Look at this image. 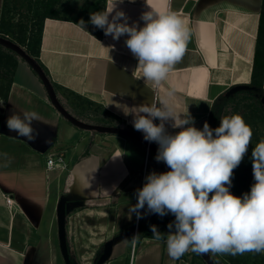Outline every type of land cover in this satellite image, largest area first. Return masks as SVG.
Returning a JSON list of instances; mask_svg holds the SVG:
<instances>
[{
  "label": "crops",
  "instance_id": "obj_1",
  "mask_svg": "<svg viewBox=\"0 0 264 264\" xmlns=\"http://www.w3.org/2000/svg\"><path fill=\"white\" fill-rule=\"evenodd\" d=\"M3 4L0 0V22ZM148 5L157 12L168 7L166 0H124L118 9L130 26L136 22L142 27L140 16L150 10ZM262 5L263 0H171V10L185 20L190 37L182 61L159 88L145 83L135 68L137 60L125 45L127 35L113 40L88 22L82 28L71 18L47 17L40 60L57 85L59 99L74 111L78 102L90 100L116 116L119 126L134 129L133 116L116 104L159 103L171 91L177 110L188 106L194 126L202 129L220 95L252 81ZM2 103L0 264H192V251L179 260L169 257L167 226L162 240L146 232L157 215L148 212L147 205L139 219L129 213L145 177L165 172L149 153L146 173L143 144L67 121L23 59ZM25 111L41 118L33 121L39 132L33 141L6 126L10 115ZM165 127L170 134L180 131L170 123ZM58 155H63L66 168L48 169L49 156ZM7 196L14 200L12 205ZM173 221L170 218L167 225Z\"/></svg>",
  "mask_w": 264,
  "mask_h": 264
},
{
  "label": "clouds",
  "instance_id": "obj_2",
  "mask_svg": "<svg viewBox=\"0 0 264 264\" xmlns=\"http://www.w3.org/2000/svg\"><path fill=\"white\" fill-rule=\"evenodd\" d=\"M123 2L108 0L103 12L91 14L90 22L113 40L127 35L125 45L137 60L135 68L145 83L159 88L185 56L190 29L171 10V0H166L168 7L163 12L148 5L150 10L140 16L142 27L136 22L129 25L126 14L118 9ZM79 25L83 28L84 21ZM173 96L169 91L159 103L153 100L131 107L116 104L126 116H133L134 129L142 132L146 141L158 144L155 159L170 169L145 177L143 187L136 192L137 203L129 208V213L135 212L139 219L140 210L147 205L150 213L161 217L174 215L166 234L167 253L173 260H179L188 251L232 256L264 254V140L252 149L255 182L250 192L235 196L230 192L232 177L252 144L251 126L241 115L234 114L221 117L215 129L207 122L198 129L188 106L185 111H178ZM40 119L35 111H25L22 116L13 113L6 126L17 136L33 141L39 132L32 124ZM155 120L160 123H154ZM166 123L180 131L170 134ZM151 230L156 240L164 239L155 225Z\"/></svg>",
  "mask_w": 264,
  "mask_h": 264
},
{
  "label": "trees",
  "instance_id": "obj_3",
  "mask_svg": "<svg viewBox=\"0 0 264 264\" xmlns=\"http://www.w3.org/2000/svg\"><path fill=\"white\" fill-rule=\"evenodd\" d=\"M61 1L62 0H4L2 8L0 22L1 35L17 42L30 55L35 57L48 76L49 74L40 60L44 22L47 17H63L59 14ZM106 2L107 0H95L89 4L85 9L89 18L94 12H103L106 7ZM71 19L78 22L81 21V19ZM83 21L91 23L90 20ZM19 60H21V57L16 52L0 45V102H4L8 99ZM52 83L55 88L58 89L53 81ZM239 86H248V88L240 89L230 96H226V92L220 95L214 101L209 117V126L215 129L220 125L221 117L239 114L244 118L245 122L251 126L253 131L252 144L249 145L248 152L240 165L234 169L230 192L235 196H242L244 193L250 192V188L255 182L252 172V149L258 142L264 140L263 135L260 133L261 126H264V104L262 102V98L264 97V0L260 14L252 81L249 84H242ZM64 106L73 115L85 122L108 126H119L120 124L117 122L116 116L110 114L106 109L90 100L78 102L76 111L70 109L66 104H64ZM2 116L3 114L0 109V124ZM149 153L150 156H155L152 151ZM170 218L175 220L174 215L171 213L163 217L158 214L155 215L149 223L146 232L154 237L151 226L155 225L157 230L163 233L162 235L165 238V230ZM142 230L143 228L139 225L138 238L143 236ZM194 255H196V257L193 256L192 264H206L200 254L194 253ZM212 257L217 264H226L218 255H212Z\"/></svg>",
  "mask_w": 264,
  "mask_h": 264
},
{
  "label": "water",
  "instance_id": "obj_4",
  "mask_svg": "<svg viewBox=\"0 0 264 264\" xmlns=\"http://www.w3.org/2000/svg\"><path fill=\"white\" fill-rule=\"evenodd\" d=\"M0 45H3L4 47L9 48L14 52H16L21 57V59H23L33 69V71L37 74V76L41 80L52 105L60 113V115L63 118H65L67 121H69L70 123L81 129L96 131L101 133L117 134L132 138L143 144L147 148V152L152 151L155 154V156L157 155L158 147L153 142L146 141L144 139L143 134L134 129L128 127H122V126H108V125L94 124V123L85 122L77 118L61 102V100L58 97L56 88L53 85L50 77L47 75L46 71L35 57L30 55L20 44L1 34H0ZM246 88H248V86L238 85L226 91L225 95L230 96L234 92ZM262 102L264 104V97L262 98ZM160 163L165 172L170 170L164 162L161 161ZM62 235H63V229H62ZM62 247L64 252L67 253L66 244L63 243ZM200 256L202 257L203 261L206 264H217V262L215 261V259L212 257L211 254H200Z\"/></svg>",
  "mask_w": 264,
  "mask_h": 264
},
{
  "label": "rangeland",
  "instance_id": "obj_5",
  "mask_svg": "<svg viewBox=\"0 0 264 264\" xmlns=\"http://www.w3.org/2000/svg\"><path fill=\"white\" fill-rule=\"evenodd\" d=\"M95 0H62L60 2L61 8L59 11L60 16L81 19V20H90L88 14L85 12L86 7L94 2ZM260 133L264 137V126L260 128ZM153 157V156H152ZM148 160L145 165L146 173L148 170ZM136 250V244H135ZM193 256L194 255L193 252ZM226 264H264V254H254V253H245L243 255H218Z\"/></svg>",
  "mask_w": 264,
  "mask_h": 264
},
{
  "label": "built area",
  "instance_id": "obj_6",
  "mask_svg": "<svg viewBox=\"0 0 264 264\" xmlns=\"http://www.w3.org/2000/svg\"><path fill=\"white\" fill-rule=\"evenodd\" d=\"M149 152H147V157L149 155ZM57 167H61L63 169L66 168V163H65V160H64V157L63 155H58V156H49L48 160H47V168L48 169H55ZM7 203L9 205H12L14 203V200L7 196Z\"/></svg>",
  "mask_w": 264,
  "mask_h": 264
}]
</instances>
